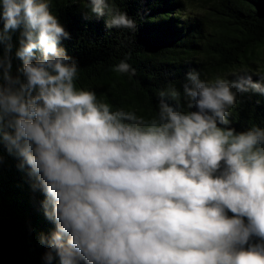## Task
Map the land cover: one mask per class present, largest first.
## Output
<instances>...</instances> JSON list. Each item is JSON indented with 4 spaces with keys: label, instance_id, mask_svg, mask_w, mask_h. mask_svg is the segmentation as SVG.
<instances>
[{
    "label": "clouds",
    "instance_id": "9594fccd",
    "mask_svg": "<svg viewBox=\"0 0 264 264\" xmlns=\"http://www.w3.org/2000/svg\"><path fill=\"white\" fill-rule=\"evenodd\" d=\"M50 2L2 0L0 14V43L21 30L24 77L13 78L0 58L8 81L0 136L47 197L56 230L45 259L55 252L61 264H264V129L227 127L233 89L264 93V85L191 71L184 96L198 111L169 106L165 98L180 99L174 87L159 92V110L148 117L113 110L76 86L77 64L59 46L68 33ZM86 6L107 10L109 28H135L114 0ZM113 70L135 75L124 60Z\"/></svg>",
    "mask_w": 264,
    "mask_h": 264
},
{
    "label": "trees",
    "instance_id": "16d2710c",
    "mask_svg": "<svg viewBox=\"0 0 264 264\" xmlns=\"http://www.w3.org/2000/svg\"><path fill=\"white\" fill-rule=\"evenodd\" d=\"M189 1L114 0L134 21L135 28L129 29L109 28L107 10L104 15L92 13L88 0H51L52 13L68 33L59 46L79 70L76 86L94 91L113 110L122 107L148 117L158 112L159 92L169 87L180 92L179 101L165 98L169 106L198 111L188 109L184 96L191 71L199 72L201 79L251 76L264 85V0H200L210 5L213 17L189 14ZM3 24L0 19V31ZM9 35L10 40L0 43V58L10 61L9 74L23 82V61L16 55L21 30ZM122 60L135 69L134 76L113 70ZM7 84L0 68V86ZM233 91L236 104L229 109L227 127L236 133L264 129V93ZM22 163L0 136V264H61L55 252L50 262L45 259L56 225L45 214L46 195ZM259 242L256 237L250 241Z\"/></svg>",
    "mask_w": 264,
    "mask_h": 264
},
{
    "label": "rangeland",
    "instance_id": "374dc122",
    "mask_svg": "<svg viewBox=\"0 0 264 264\" xmlns=\"http://www.w3.org/2000/svg\"><path fill=\"white\" fill-rule=\"evenodd\" d=\"M187 12H190L191 15L200 16H209L213 17L214 11L206 2H201L200 0H191L187 2Z\"/></svg>",
    "mask_w": 264,
    "mask_h": 264
}]
</instances>
